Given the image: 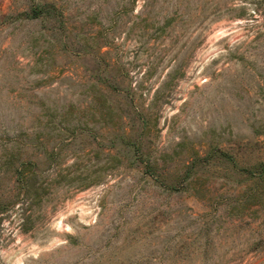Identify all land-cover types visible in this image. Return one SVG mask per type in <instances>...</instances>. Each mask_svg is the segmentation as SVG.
I'll return each mask as SVG.
<instances>
[{"label": "rangeland", "instance_id": "374dc122", "mask_svg": "<svg viewBox=\"0 0 264 264\" xmlns=\"http://www.w3.org/2000/svg\"><path fill=\"white\" fill-rule=\"evenodd\" d=\"M0 264H264V0H0Z\"/></svg>", "mask_w": 264, "mask_h": 264}, {"label": "trees", "instance_id": "16d2710c", "mask_svg": "<svg viewBox=\"0 0 264 264\" xmlns=\"http://www.w3.org/2000/svg\"><path fill=\"white\" fill-rule=\"evenodd\" d=\"M24 182H26V180H25V181L23 180V183H24Z\"/></svg>", "mask_w": 264, "mask_h": 264}]
</instances>
